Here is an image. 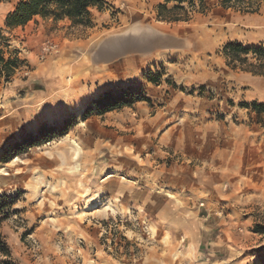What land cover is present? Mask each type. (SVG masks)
Returning <instances> with one entry per match:
<instances>
[{
    "label": "rangeland",
    "instance_id": "1",
    "mask_svg": "<svg viewBox=\"0 0 264 264\" xmlns=\"http://www.w3.org/2000/svg\"><path fill=\"white\" fill-rule=\"evenodd\" d=\"M17 3L0 5L5 57L26 61L0 83V196L13 198L0 234L16 263L264 264V112L251 106L264 78L229 68L225 45L172 51L204 26L160 21L163 0H107L91 27L39 17L6 30ZM132 92L150 103L81 119Z\"/></svg>",
    "mask_w": 264,
    "mask_h": 264
},
{
    "label": "trees",
    "instance_id": "2",
    "mask_svg": "<svg viewBox=\"0 0 264 264\" xmlns=\"http://www.w3.org/2000/svg\"><path fill=\"white\" fill-rule=\"evenodd\" d=\"M238 0H223V7H230L233 2ZM13 0H0V3L8 4ZM107 6V0H18L14 9L5 18V29L13 31L27 26L37 17L49 18L54 20H68L75 27H91V11L93 9L102 11ZM171 6V7H170ZM209 9L205 0H163L158 6V19L167 23H189L196 15H205ZM3 30H0V83H10L13 77L26 64L21 60L17 53L8 59L2 49ZM222 55L226 60L227 66L232 70L253 74L264 78V48L245 47L238 42H229L222 49ZM253 60L254 62H250ZM151 83H157L156 77H149ZM136 102L150 103V99L135 92L119 97L106 94L95 102V107H87L81 114V119L86 120L96 112L103 116L108 112L131 106ZM252 108L258 112H264V105L253 103ZM68 126L63 130L49 129L46 131L45 142H49L55 136L66 134ZM36 142L29 141L17 146L14 149L13 157L24 153L27 149L36 146ZM13 198L0 196V216L2 210L10 209ZM258 233L264 234V229L259 228ZM0 264H17L13 258L12 251L2 234H0Z\"/></svg>",
    "mask_w": 264,
    "mask_h": 264
},
{
    "label": "crops",
    "instance_id": "3",
    "mask_svg": "<svg viewBox=\"0 0 264 264\" xmlns=\"http://www.w3.org/2000/svg\"><path fill=\"white\" fill-rule=\"evenodd\" d=\"M223 0H205L207 6L211 9L205 15H196L194 20H197V16L200 17L201 26H204L200 32L189 33L187 37H173L171 39V50L179 51V45H194L195 49L191 56L199 55V58L205 57L210 50H217L223 45L229 42H238L245 47H263L264 48V0H238L233 2L230 7L222 6ZM1 6H9L11 3H0ZM9 12V11H7ZM39 18V17H37ZM33 22H30L31 24ZM211 25V26H209ZM190 42V44H189ZM213 48V49H212ZM190 51V50H187ZM196 52H200L199 54ZM182 56V55H180ZM222 60L221 58H219ZM177 219L181 218V215L187 216L178 211ZM186 222L187 218H183ZM190 224L183 225L184 229L188 231ZM188 233V232H187ZM215 256L214 259L208 260L207 264H228L225 260H220Z\"/></svg>",
    "mask_w": 264,
    "mask_h": 264
},
{
    "label": "bare ground",
    "instance_id": "4",
    "mask_svg": "<svg viewBox=\"0 0 264 264\" xmlns=\"http://www.w3.org/2000/svg\"><path fill=\"white\" fill-rule=\"evenodd\" d=\"M159 44H160V42L158 40L151 43V41L147 40L146 38L142 39V46H144V49H146L147 47H148L147 49H149V47L155 48V46H157Z\"/></svg>",
    "mask_w": 264,
    "mask_h": 264
}]
</instances>
